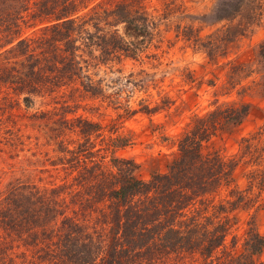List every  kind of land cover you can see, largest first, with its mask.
Segmentation results:
<instances>
[{
  "label": "trees",
  "instance_id": "trees-1",
  "mask_svg": "<svg viewBox=\"0 0 264 264\" xmlns=\"http://www.w3.org/2000/svg\"><path fill=\"white\" fill-rule=\"evenodd\" d=\"M156 1L152 12L144 0H0V109L9 96L32 109L23 116L26 128L0 120V154L26 165L0 185V264H264V232L255 220L264 210L261 128L235 135L229 153L215 144L234 135L248 101L214 95L173 133L160 132L165 119L149 120L167 150L149 156L146 175L117 152L136 136L123 120L161 105L139 98L130 107L142 77L108 66L116 75L104 91L92 78L94 66L151 59L163 32L216 65L250 29L225 24L228 15L218 10L207 17L188 12L182 0ZM238 1L231 0L232 18ZM118 24L137 39H127ZM252 46L263 64L232 86L264 97V38ZM183 69L182 81L195 79ZM143 73L148 77L147 68ZM90 95L98 101L87 109L115 110L106 123L75 111ZM44 98L48 105H34ZM161 101L164 108L175 99ZM179 105L186 104L175 102L165 118L173 120ZM239 210L250 212L236 231Z\"/></svg>",
  "mask_w": 264,
  "mask_h": 264
},
{
  "label": "rangeland",
  "instance_id": "rangeland-1",
  "mask_svg": "<svg viewBox=\"0 0 264 264\" xmlns=\"http://www.w3.org/2000/svg\"><path fill=\"white\" fill-rule=\"evenodd\" d=\"M148 10L154 12L159 4L156 0H144ZM186 5V10L191 14H197L206 12L207 17L210 12L216 10L228 15L223 22L230 24L232 21L242 24L243 27L248 29L243 36L239 37L237 46L232 48L225 58L219 59L215 64L205 63L202 53L200 51H193L189 47H181V41L172 38L170 32L162 33V42L160 49H157L158 55L153 58L143 57L142 60H136L129 57H124L118 65L115 62H109L107 65L94 66L92 78L98 83H105L103 87L104 91L111 90L109 81H111L116 72L108 71V66L111 68L118 67L120 71L124 73L132 70L135 71L134 76L137 73L142 77V84L139 88L134 87L129 99L128 104L130 107L137 106V100L139 98L149 101V103L156 102L161 105V109H157L150 115L145 112H136L129 118L123 120V126L131 127L136 131V136L132 144L126 145L117 150L118 153L131 156L136 162L139 163V171L141 174L146 175L149 167V156L154 154L158 149L167 150L166 146L159 142V134L154 130L150 132L149 120L153 123L165 119L166 125L160 132L173 133L175 132L181 123L187 118V115L192 110H203V107L207 102L216 95L218 99H240L248 101L251 106L250 110L242 121L237 131L232 136L225 137L222 141H217L215 144L220 148L222 153H229L235 150V135L246 134L250 131L261 128L260 140L264 138V97L259 95L257 91L252 89H245L235 93L232 86V82L241 80V83L249 81V75L252 72L253 67L260 66L261 61L257 63V59L254 56L252 45L257 41L264 38V0H239V13L234 18L229 15L232 13L231 0H182ZM253 11H258L260 14L254 15ZM258 16L256 20L255 17ZM255 23L250 24V21ZM249 23V24H248ZM218 24V23H217ZM217 24H214L217 25ZM118 30L127 39L136 40L137 33L123 24H118ZM29 31V30H28ZM23 33H30L23 31ZM162 50V51H161ZM144 67L147 68L149 73L148 77L144 72ZM186 67L191 70L195 76L194 80L190 82H184L181 80L184 75ZM142 68V69H141ZM216 72V73H215ZM249 74V75H248ZM211 79L214 85H207L206 81ZM239 82V81H238ZM237 84V83H236ZM196 92V95L192 93ZM215 92V94H213ZM226 93V94H224ZM164 95H168L169 98L175 99L174 102L169 103V107L164 106L161 101ZM90 96H83V106H78L76 112L87 114L93 118L99 119L102 123H106L110 116L115 114V110L107 105L106 109L102 107L100 113L94 108L92 110L87 109L88 106L97 103L98 98ZM9 103L4 104L0 109V120L2 124H10L12 120L21 126L26 128L23 116L25 111H31L32 109L25 108V104L20 102L19 104H13L14 100L12 96H9ZM183 100L186 105L184 107L179 105V114L175 111L172 113L173 120L165 118L166 111L173 112V104ZM46 98L40 103L34 105L45 106L48 105ZM264 142V141H263ZM18 160V161H17ZM20 156L14 158H7L4 154H0V185L8 178L19 175L22 172V166L26 167L23 162L20 161ZM14 162L12 165L9 163ZM241 177L238 176V182L241 181ZM250 211L239 210L236 212L237 223L233 226L236 231H240L245 225V219L249 215ZM255 220L258 230L264 232V210L261 209L255 214Z\"/></svg>",
  "mask_w": 264,
  "mask_h": 264
}]
</instances>
